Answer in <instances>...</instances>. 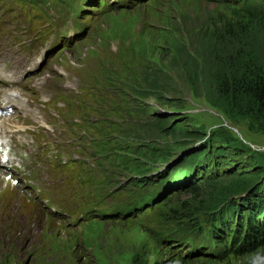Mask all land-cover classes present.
Instances as JSON below:
<instances>
[{
    "label": "rangeland",
    "instance_id": "374dc122",
    "mask_svg": "<svg viewBox=\"0 0 264 264\" xmlns=\"http://www.w3.org/2000/svg\"><path fill=\"white\" fill-rule=\"evenodd\" d=\"M122 1L117 9L102 10L93 0H0V126L5 122L0 171L5 169L27 197L0 198L9 208L8 218L0 210V264H264V248L223 259L197 251L206 245L190 230L209 231L208 184L196 179L200 191L159 197L169 187L183 190L177 187L182 178L204 168L185 161L213 149L217 134L264 155L258 124L230 118L211 102L215 53L224 49L221 33L227 25L242 26L264 53V24L249 19L247 6L255 4ZM3 44L36 54L35 62L25 68L35 56L25 58ZM16 70H22L17 79H3ZM9 98L23 104L14 108ZM3 107L11 113L1 114ZM177 125L189 129L195 141L171 135ZM65 142H71V151ZM27 143L34 150L40 144L37 152L28 144L39 173L22 149ZM62 145L70 152L63 153ZM4 151L18 170H10ZM40 152L50 168L59 163L72 179L67 181L62 169L48 168ZM67 157L73 171L62 165ZM230 162L234 168L226 172L217 173L215 165L205 169L220 179L215 189L247 173L261 181L246 158ZM171 170L183 176L167 180ZM37 174L49 176V186L33 181Z\"/></svg>",
    "mask_w": 264,
    "mask_h": 264
},
{
    "label": "trees",
    "instance_id": "16d2710c",
    "mask_svg": "<svg viewBox=\"0 0 264 264\" xmlns=\"http://www.w3.org/2000/svg\"><path fill=\"white\" fill-rule=\"evenodd\" d=\"M243 1L255 4L254 9L247 6L249 19L264 24V0ZM221 34H224L226 43L224 49H221L222 51L215 53V69L212 75L215 96L211 102L230 118L248 117L253 124H258L256 132H264V116L262 118L264 113V53H262V48L255 40L247 37L242 26L229 24ZM259 115L261 116L259 117ZM156 120L161 121V119ZM176 132H179L181 137L188 139L185 141H195L193 134L187 128L177 125L172 129L171 135ZM212 141L216 144L212 146L213 149L206 147V151L202 149L186 159L187 164H205L204 168L198 170L197 173L207 167L211 169L214 165L218 166L217 173L219 170L226 172L228 166L234 168L235 163L230 161L246 158L247 162L255 164L254 166L259 170L261 181L252 180L251 173H247L242 176L238 175L230 185L215 189L219 185L217 180L220 179L213 178L210 174L209 180L204 182V184H208L206 193L209 196L207 197L212 200L211 212L206 213L208 218L205 221L209 226V231L204 234V229L195 226L190 230V233L206 245L203 249H197L198 252H203L201 256L209 259H223L231 255L246 256L264 248V155L251 154L247 148L245 149L248 151L234 146L230 136L223 133L213 136ZM177 170L189 172L179 167ZM179 176L183 175L179 173ZM172 177L179 178L176 175ZM172 177L166 178L169 180ZM154 187H163V184L154 185ZM199 188L187 186L181 192L193 193L200 191ZM171 189L174 187L161 190L159 197L161 198ZM180 193L178 196L181 195ZM149 208L151 210L153 207L149 206ZM180 236L182 237L184 234L182 233ZM164 239L160 238L159 240L163 241ZM170 247L173 248V244ZM191 254L192 252L189 255Z\"/></svg>",
    "mask_w": 264,
    "mask_h": 264
},
{
    "label": "bare ground",
    "instance_id": "6f19581e",
    "mask_svg": "<svg viewBox=\"0 0 264 264\" xmlns=\"http://www.w3.org/2000/svg\"><path fill=\"white\" fill-rule=\"evenodd\" d=\"M17 73H18V70L14 71V72H11L12 76L17 75ZM39 74H41V73H39ZM38 77L39 76H37L36 78H38ZM9 99L12 102V104L15 105L14 108H18L19 105H22L23 104L22 102L14 99V98H9ZM0 107H2V106H0ZM3 110H7V109L6 108H3ZM4 124H5V122H3L2 125L0 126V134L3 132V129L5 128ZM7 128H9V129L12 130V125L11 126H8ZM26 132L27 131H24V132H22V131H15V134L26 135ZM12 143H15V141H12ZM24 148L28 151V144ZM11 169L12 168H10V170ZM61 172H63V171H61ZM53 173L54 172H52V175H53ZM68 177H70V179H66L67 181L72 179L71 176L68 175ZM36 179H37V182L39 184L48 185L49 184V180L51 178L49 179V176H47L46 178L43 179L38 174V176H37ZM55 186H57V185H55ZM52 187L53 186H51V187H45V188L46 189H52ZM60 187H64V186H60ZM55 188L56 187H54L53 189H55ZM2 196H11L12 198L18 197L20 199H26L27 198L25 192L19 186H17V184L14 181L13 177L9 176V174L7 172H5V169H4V171L3 170L0 171V198ZM132 199H133V197H132ZM36 205L38 206V204H36ZM0 210L1 211L4 210V212L1 213V214H4L8 218L9 208H8V204H7L6 201H0ZM41 218H42V216H41Z\"/></svg>",
    "mask_w": 264,
    "mask_h": 264
},
{
    "label": "water",
    "instance_id": "95a60500",
    "mask_svg": "<svg viewBox=\"0 0 264 264\" xmlns=\"http://www.w3.org/2000/svg\"><path fill=\"white\" fill-rule=\"evenodd\" d=\"M244 194H248V193H244Z\"/></svg>",
    "mask_w": 264,
    "mask_h": 264
},
{
    "label": "clouds",
    "instance_id": "9594fccd",
    "mask_svg": "<svg viewBox=\"0 0 264 264\" xmlns=\"http://www.w3.org/2000/svg\"><path fill=\"white\" fill-rule=\"evenodd\" d=\"M205 150V149H204Z\"/></svg>",
    "mask_w": 264,
    "mask_h": 264
}]
</instances>
